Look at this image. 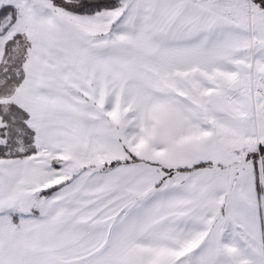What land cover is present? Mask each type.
Listing matches in <instances>:
<instances>
[{"label": "snow or ice", "instance_id": "obj_1", "mask_svg": "<svg viewBox=\"0 0 264 264\" xmlns=\"http://www.w3.org/2000/svg\"><path fill=\"white\" fill-rule=\"evenodd\" d=\"M0 264H264V0H0Z\"/></svg>", "mask_w": 264, "mask_h": 264}]
</instances>
